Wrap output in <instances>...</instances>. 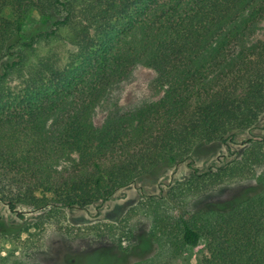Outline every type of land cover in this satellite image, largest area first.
I'll use <instances>...</instances> for the list:
<instances>
[{"label": "trees", "instance_id": "1", "mask_svg": "<svg viewBox=\"0 0 264 264\" xmlns=\"http://www.w3.org/2000/svg\"><path fill=\"white\" fill-rule=\"evenodd\" d=\"M40 21L26 27L29 14ZM137 66L151 99L131 111L97 110ZM264 114V0H0V202L24 220L0 234V264L42 247L45 234L107 238L136 254L126 264H176L204 242L196 264H264V138L239 160L200 171L198 146L232 140ZM187 161L190 174L143 196L114 222L73 225L64 210ZM255 178L260 191L191 211L221 186ZM25 213V214H24Z\"/></svg>", "mask_w": 264, "mask_h": 264}, {"label": "rangeland", "instance_id": "2", "mask_svg": "<svg viewBox=\"0 0 264 264\" xmlns=\"http://www.w3.org/2000/svg\"><path fill=\"white\" fill-rule=\"evenodd\" d=\"M40 21L36 11H32L26 21L31 27ZM152 72L142 66L135 67L127 77L118 83L108 96L107 102L97 110L98 117H104L108 111L126 112L142 106L151 99L150 82ZM264 138V114L259 117L255 126L249 130L237 131L226 144L213 143L198 146L194 149L191 161L200 171L209 167L216 168L230 161L239 160L249 146V141ZM187 161L173 164L165 162L158 170L140 178L135 184L117 190L106 202L89 206L85 209L64 210L67 221L73 225L96 224L117 221L130 207L134 206L143 196L160 195L175 183L186 180L190 174ZM264 167L256 170V175ZM260 191L255 178L240 179L236 182L221 185L212 191L192 200L188 208L195 211L211 206L234 204ZM25 214V213H24ZM39 214L28 212L25 219H19L0 202V234L15 233L22 230ZM148 227L142 223L136 230L133 242H139L136 254L122 255L118 253L107 238L69 239L53 231L45 234L42 247L30 251L22 257L15 253L14 258L31 264H126L133 257L145 250L143 234ZM204 242L200 241L195 248H187L178 258L176 264H196V259L203 253ZM2 255L6 248L0 250Z\"/></svg>", "mask_w": 264, "mask_h": 264}]
</instances>
